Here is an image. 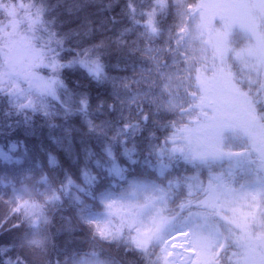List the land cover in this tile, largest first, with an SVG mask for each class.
Wrapping results in <instances>:
<instances>
[{
  "label": "snow or ice",
  "instance_id": "6c2138e0",
  "mask_svg": "<svg viewBox=\"0 0 264 264\" xmlns=\"http://www.w3.org/2000/svg\"><path fill=\"white\" fill-rule=\"evenodd\" d=\"M93 2L0 0V98L21 112L35 111L45 95L56 97L57 89L67 93L61 72L77 66L98 85L110 84L112 103L101 101L93 109L83 94L75 109L65 108L66 116L83 113L89 131L105 142L102 174L85 169V187L76 185L104 208L103 213L87 205L81 209L93 239L115 241L145 264H264V0H126L119 16L133 27L123 28L115 39L104 34L119 20L103 13L118 0L98 8L95 20L82 15ZM209 8L225 10L218 29L209 27ZM60 10L75 18V28L56 31ZM133 32L137 39H126ZM97 34L103 38L85 42ZM21 42L32 54L23 66L12 56ZM113 54L118 62L110 65L105 58ZM109 68L131 71V76H112ZM37 69L48 75L40 78ZM36 79L44 81L39 93L32 88ZM217 92L227 96L226 105L213 99ZM160 129L162 138L155 134ZM144 131L142 152L130 149L128 143ZM0 156L11 159L2 151ZM225 160L245 174L244 183L235 182L238 187L234 178L224 182L209 175L205 182L196 175L214 172ZM141 162L155 163L159 176L141 173L129 182L130 168ZM47 181L41 178L42 184ZM73 184L67 177L61 187ZM57 191L25 188L29 199L14 195L8 202L0 230L13 215L19 224L11 226L23 224L25 230L12 242L0 243V264H51L45 211L60 199ZM136 193L139 202L122 209L117 219L112 213L117 200ZM109 215L106 226L95 218ZM72 264L117 262L99 260L92 252Z\"/></svg>",
  "mask_w": 264,
  "mask_h": 264
},
{
  "label": "trees",
  "instance_id": "16d2710c",
  "mask_svg": "<svg viewBox=\"0 0 264 264\" xmlns=\"http://www.w3.org/2000/svg\"><path fill=\"white\" fill-rule=\"evenodd\" d=\"M51 2L55 3V0H51ZM109 2L110 0H94L93 4L86 10V13H82V15L90 14L95 20L97 9L104 8ZM125 3L126 0H118L111 9H107L103 13L104 16H116L119 20V23L114 27L110 26V31L104 35L115 39L123 28L133 27L130 20L119 16ZM59 21V26L56 28L57 32H66L70 28H75L77 24L75 18L69 19L68 14L62 10H60ZM102 38V35L97 34L85 42H98ZM126 39L135 40L137 35L135 32L129 33ZM75 40V37L72 38V40L68 41V44L75 46ZM69 55H74V53ZM105 62L115 65L118 62V56L113 54L106 57ZM39 70L41 73L48 75L46 70ZM107 71L112 76H131V71L122 72L119 68H109ZM61 79L67 86V93L64 90L57 89L56 97L45 95L42 97L41 105L35 111L21 112L16 110L7 100L0 98V146L5 151L3 153L11 157L10 160H2L5 158L0 157V161H2L0 174L5 179L10 176L8 187L10 185L23 186L26 184V178L31 173L29 170L37 169L45 172L50 182L47 181L45 187H43L44 185L42 186L40 178V180H32L30 186H35L36 190L41 187L45 190L49 187L52 189L61 188L62 192L59 193L57 191L58 193H56L60 199L55 201L53 206L45 211V215L51 224V234L46 228L47 235L50 238L47 259L51 264H72L71 261L76 254L96 253V251H99L101 255L109 247V250L115 254H113L114 259L118 255L122 262L133 261L137 264H145L136 253L126 250L122 245L118 246L117 243L103 245L99 242H92L88 236L90 235L89 232L79 229L78 226L76 227L75 216L82 218L81 209L85 204H87L88 208L90 205L89 202H78L77 194H82L83 199L86 201H90L92 197L85 193L86 190L85 192L78 191L75 184L83 185L85 183L81 173L85 169L92 175L96 174L92 172V169L97 170L98 173L104 170L105 153L103 150L105 142L103 137H98L89 131L83 113L73 111L66 116L65 108L72 107L75 109L79 98L83 94L87 95L88 102L93 109L101 101L112 103V87L110 84L98 85L96 81L88 76L85 70L78 66L76 68L63 69ZM155 134L162 138L163 129L156 131ZM147 136L148 132L144 131L133 142L128 143L127 146L130 149L135 148L136 152H142L146 144L145 137ZM13 145L16 146L14 150L12 149ZM114 150L121 151L118 147ZM52 157L56 160L55 165L50 164V158ZM134 158L136 157L134 156ZM97 161H99V166ZM40 162H44L46 165L41 167ZM153 165L155 166V172L149 170L143 162L132 166V169L130 168L129 170L132 173L131 178H141L140 174L142 173L143 176L156 179L158 177L156 174L157 166L155 163ZM67 177H71L74 184L68 186L67 189H62L61 184H67ZM76 177H81L83 180L75 179ZM4 180L0 179V197L3 196V190L5 189L2 186L5 184ZM90 207L89 209L99 208L97 203L90 205ZM11 225H4V229L0 230V243L12 242L15 237L21 235L25 230V225L23 224L19 228H13ZM87 227L89 226L87 225ZM15 251L13 249V253Z\"/></svg>",
  "mask_w": 264,
  "mask_h": 264
},
{
  "label": "rangeland",
  "instance_id": "374dc122",
  "mask_svg": "<svg viewBox=\"0 0 264 264\" xmlns=\"http://www.w3.org/2000/svg\"><path fill=\"white\" fill-rule=\"evenodd\" d=\"M228 2H231V0H205V3H209V4H221V3H228ZM224 12H225V10L222 8H209V9H207V14H208L209 22H210L209 23L210 28H216V29L219 28V26H220L219 25V16L221 14H224ZM12 56L14 57V59L18 60L20 62V64L23 66L27 63L28 59L31 58L32 54L26 49L24 44L21 42V43H18L16 45V47L12 53ZM0 58H2V53H0ZM37 72H38V76L40 78H44L47 76V74L41 73L39 69H37ZM43 86H44L43 79H36L32 82L33 91H35L37 93L40 92V90L43 88ZM25 87H27V85H25ZM210 87H218V86L210 85ZM213 99L220 106L226 105L228 103L227 96L222 95L218 92L213 95ZM212 115H213V112L209 110V116L211 117ZM5 128H7V126H5ZM0 135H1V130H0ZM0 151L5 152V151H3L1 146H0ZM0 157H4V156H0ZM2 160H6V159H2ZM1 162L2 161H0V164H1ZM37 163H39V162H37ZM45 165L46 164L44 162H40L41 167L45 166ZM222 165H224V166H222ZM148 168L152 172H155V166L154 165H152V167H148ZM29 172H31V173L28 175L29 177L26 178V180H25L26 184L25 185H23V186L22 185H10L9 187H8V184H9L10 176L6 177V179H5V177H2L0 174V179H3V180L5 179L4 180L5 184L2 185L5 187V189L3 190L4 191V193H3L4 197L3 196L0 197V198H3V201H4L3 204H0V216H4L7 213L8 202L13 198L14 195H23L24 199H26V200L29 199V194L24 193L23 189H25V188L29 189V193L31 192L32 189H35V186H30V182L32 180H37V179L40 180V178H42V177H45V176L47 177V174H45V172H42L41 170L30 169ZM156 174L159 176L158 168H157ZM186 174L192 175L193 173L189 172ZM165 175L167 176V172L165 173ZM196 175H198L199 178L201 180H204L205 182H206L209 175L220 176L224 182H228L229 179L234 178L233 186L238 187V184H236L235 182L244 183V180L241 177L244 176L245 174L240 169H238L236 167L235 162H229L228 160H225V161L221 162L218 166H216L214 172L208 173L205 170L203 172H197ZM47 178H48V182H50L49 177H47ZM159 178L164 179V177H159ZM132 179H133L132 181H134L138 178H132ZM149 179H155V178L150 177ZM40 182H41V180H40ZM51 185H53V184H51ZM75 185H79V184H75ZM42 186L45 187V183L42 184ZM43 187L39 188V190L35 189V191L40 192V193L46 192V190ZM80 187H85V183L83 185H80ZM85 190H86L85 193L87 194V189H85ZM66 191L68 192V190H66ZM61 192H62V190H61V188H59V193H61ZM56 193H58V192H56ZM77 196L80 199L79 201L89 202L90 205H93L94 203L98 204V206H99L98 209H91L93 213H95V212L96 213H103L104 212L103 205H101L98 200H94L93 198H91L90 201H86L85 199H83L82 194H77ZM139 199H140V193H136L134 195H130L128 200H126V201L121 202V201L117 200L116 204L114 205V207L112 209V213H114L116 215V218L119 219L120 216L122 215V209L126 210L127 206L129 204L134 205V204L138 203ZM21 203H23V201H21ZM85 205H87V204H85ZM90 205H89V208H91ZM93 207H95V206H93ZM169 207H170V205H169ZM95 218L100 219L102 226H106L108 221L112 220L111 215H109L107 217V220L102 219L103 218L102 216H97ZM16 220H17L16 216L13 215L11 217V221L9 223L6 222L5 225L15 223ZM74 221L76 222V227L78 226L79 229L90 233V235H88V236L91 238L92 242H96V243L99 242L103 245H105V244H111L112 245L113 243H117L115 241H112V242L111 241H104L102 239H100V240L97 239L94 241V239H93V231L94 230L90 227V225L85 223L84 220L82 218H80L79 216H75ZM17 223H19V220H17ZM87 225L89 227H87ZM50 226H51V224H50V221L48 220L45 227L48 228V231L51 234V227ZM109 249H110V247L107 249V251H103L101 255H100L99 251H96L98 259L102 260V261L107 260V259H112V260L116 261L117 264H137L136 262H133V261L122 262V260L118 257V255H116L117 258L114 259L115 254ZM84 254H76L74 259H79V258L83 257ZM192 255H193V253H192Z\"/></svg>",
  "mask_w": 264,
  "mask_h": 264
},
{
  "label": "bare ground",
  "instance_id": "6f19581e",
  "mask_svg": "<svg viewBox=\"0 0 264 264\" xmlns=\"http://www.w3.org/2000/svg\"><path fill=\"white\" fill-rule=\"evenodd\" d=\"M132 169V168H131ZM83 172V171H82ZM81 172V173H82ZM92 172H95L96 174L95 175H101V173L103 172V170L100 172V173H98V171L97 170H95V169H92ZM131 172V171H130ZM75 179H79V180H83L81 177H76ZM139 179V178H138ZM128 180H129V182H131L133 179L131 178V175H129L128 176ZM95 209V208H94ZM75 215V214H74ZM187 255H189V256H191L192 255V252H189Z\"/></svg>",
  "mask_w": 264,
  "mask_h": 264
}]
</instances>
